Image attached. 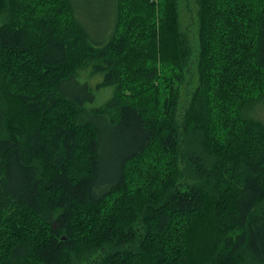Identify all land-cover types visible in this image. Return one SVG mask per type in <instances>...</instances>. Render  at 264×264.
<instances>
[{
    "label": "trees",
    "instance_id": "1",
    "mask_svg": "<svg viewBox=\"0 0 264 264\" xmlns=\"http://www.w3.org/2000/svg\"><path fill=\"white\" fill-rule=\"evenodd\" d=\"M194 5L0 0V264H264V0Z\"/></svg>",
    "mask_w": 264,
    "mask_h": 264
},
{
    "label": "rangeland",
    "instance_id": "2",
    "mask_svg": "<svg viewBox=\"0 0 264 264\" xmlns=\"http://www.w3.org/2000/svg\"><path fill=\"white\" fill-rule=\"evenodd\" d=\"M92 0H78V4L80 6H87L88 3H90ZM179 10H180V20L182 24V31L186 32L188 37L191 38L194 33H195V5H194V0H179ZM91 70L86 68L81 70L77 78L74 82L70 83L68 85L67 91L69 93H75L77 90V87L79 85L87 84L92 85L90 87L92 90L93 88L102 81L103 79V74L102 73H96L92 74L90 72ZM196 74H195V67L191 69L190 73L187 75V84L186 86H182V98L181 102L185 103L188 100L189 97V92L196 86L197 84V79H196ZM115 88L114 87H107L104 89H101L100 91L95 92L94 91V98L92 102H88L85 100L86 104H89L90 106H100L101 104L105 103L107 100H109L113 95ZM78 94L80 98L84 97L83 95V89L78 90ZM183 107V105L181 106ZM113 167V166H112ZM112 170L110 175H112ZM109 176V169H108V174L107 178Z\"/></svg>",
    "mask_w": 264,
    "mask_h": 264
}]
</instances>
